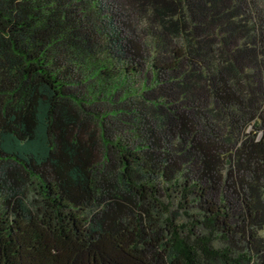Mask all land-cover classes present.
Masks as SVG:
<instances>
[{
    "label": "trees",
    "instance_id": "16d2710c",
    "mask_svg": "<svg viewBox=\"0 0 264 264\" xmlns=\"http://www.w3.org/2000/svg\"><path fill=\"white\" fill-rule=\"evenodd\" d=\"M0 264H264V0H0Z\"/></svg>",
    "mask_w": 264,
    "mask_h": 264
}]
</instances>
